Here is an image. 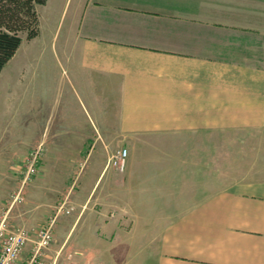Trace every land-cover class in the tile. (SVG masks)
I'll list each match as a JSON object with an SVG mask.
<instances>
[{
	"label": "crops",
	"instance_id": "obj_1",
	"mask_svg": "<svg viewBox=\"0 0 264 264\" xmlns=\"http://www.w3.org/2000/svg\"><path fill=\"white\" fill-rule=\"evenodd\" d=\"M36 9L50 19L54 35L67 21L63 51L76 84L90 91L101 82L116 91L118 132L130 152L148 144L176 149L205 131L264 133V0H47ZM259 149L256 172L194 203L156 205L125 195L130 212L162 206L179 213L157 225L143 264H264V140ZM165 160L172 172L159 179L189 180L186 160ZM106 169V162L93 167L85 202L100 179L111 180ZM119 189L111 194L118 200ZM115 235L109 252H74L67 261L94 264L128 255Z\"/></svg>",
	"mask_w": 264,
	"mask_h": 264
},
{
	"label": "rangeland",
	"instance_id": "obj_2",
	"mask_svg": "<svg viewBox=\"0 0 264 264\" xmlns=\"http://www.w3.org/2000/svg\"><path fill=\"white\" fill-rule=\"evenodd\" d=\"M66 24L62 19L54 35L50 19L41 15L38 35L31 40L23 36L15 55L0 72V223L4 222L6 229H29V241L18 264L27 263L38 228L55 216L53 240L38 256L42 264H75L67 261L69 254L99 252L101 247L102 252H109L116 233L129 254L93 263L143 264L153 252L149 239L152 234L157 236V225L179 213L164 212L162 206L155 212H130L125 195L130 198L135 193L141 200L148 197L156 205L183 199L194 203L256 172L264 133L205 131L176 149L163 143V149L148 144L130 152L118 132L116 91L101 82L93 83L90 91L76 84L63 51ZM91 146L93 152L87 154ZM121 148L128 150L124 171L107 166ZM35 154L36 172L24 183L20 202H14ZM172 156L187 161L188 181L159 179V174L172 172L165 160ZM103 162L111 180L100 179L97 191L85 202V180L93 167ZM153 173L155 179H145ZM117 187L119 200L111 195ZM102 188L108 190L106 196ZM173 192L184 195L169 198ZM105 223L110 229L99 226ZM132 238H136L134 245Z\"/></svg>",
	"mask_w": 264,
	"mask_h": 264
},
{
	"label": "built area",
	"instance_id": "obj_3",
	"mask_svg": "<svg viewBox=\"0 0 264 264\" xmlns=\"http://www.w3.org/2000/svg\"><path fill=\"white\" fill-rule=\"evenodd\" d=\"M127 148H121L113 155L107 163V166L119 171H124L127 164ZM37 154H35L27 164V169L22 182V186L18 194L14 198V202L20 198V193L24 187V183L30 174L36 172ZM20 200V199H19ZM22 200V199H21ZM20 202V201H18ZM62 209V206L58 212ZM69 213L68 210L65 211ZM55 217H52L48 222L38 228L36 232V240L34 241L33 253L26 264H42L39 261L38 256L41 255V251L46 249L53 240V225L55 223ZM4 222L0 223V264H18L21 258V254L24 246L29 241V229L25 227H17L15 229H6Z\"/></svg>",
	"mask_w": 264,
	"mask_h": 264
},
{
	"label": "trees",
	"instance_id": "obj_4",
	"mask_svg": "<svg viewBox=\"0 0 264 264\" xmlns=\"http://www.w3.org/2000/svg\"><path fill=\"white\" fill-rule=\"evenodd\" d=\"M47 0H0V72L15 55L23 36L31 40L39 33L36 6Z\"/></svg>",
	"mask_w": 264,
	"mask_h": 264
}]
</instances>
